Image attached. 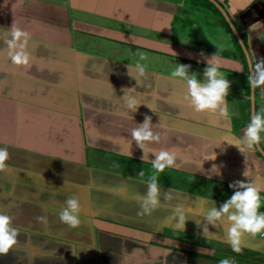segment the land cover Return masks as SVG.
I'll return each mask as SVG.
<instances>
[{
    "label": "crops",
    "instance_id": "1",
    "mask_svg": "<svg viewBox=\"0 0 264 264\" xmlns=\"http://www.w3.org/2000/svg\"><path fill=\"white\" fill-rule=\"evenodd\" d=\"M14 29L30 37L29 66L8 56ZM212 54L231 84L230 118L193 111L186 84L171 77L177 63L199 77ZM252 55L264 59V0H0V148L9 154L0 213L18 233L0 264H264L260 235L245 234L240 253L225 229L208 225L214 235L203 236L211 202L218 208L231 182L264 179V139L254 150L240 143L264 108V86L253 92L246 80ZM127 88L142 102L135 112L122 100ZM145 116L160 135L147 146L177 158L158 175L150 214L141 203L155 155L142 160L130 143ZM73 196L75 228L58 218Z\"/></svg>",
    "mask_w": 264,
    "mask_h": 264
},
{
    "label": "clouds",
    "instance_id": "2",
    "mask_svg": "<svg viewBox=\"0 0 264 264\" xmlns=\"http://www.w3.org/2000/svg\"><path fill=\"white\" fill-rule=\"evenodd\" d=\"M10 39L5 43L8 47V56L16 65L29 66L31 54L27 45L30 37L20 29H14L9 33ZM222 48L223 45L221 44ZM175 56L176 54L172 52ZM144 57L141 56V59ZM248 75L246 77L249 87L255 92L257 88L264 86V59L257 62L254 55L248 57ZM191 66L188 64L177 63L176 68L171 72V77L179 79L186 84L187 90L184 99L188 102L193 111L198 113H210L218 115L221 118H230V112L227 105V96L231 87L230 81L221 71V63L217 56L211 55L206 59L201 75L197 77L195 71H190ZM134 69L138 75H142L144 69L137 65ZM138 82V81H137ZM135 89L127 88L124 91L122 100L125 107L130 112H135L142 102L138 99ZM145 104V103H143ZM152 112L153 107L145 104ZM156 113V112H155ZM130 133V143L135 141L136 145L143 151V159H147L149 153L155 155L151 161L155 170L150 176L147 183V192L142 200L141 209L144 214H150L160 205L158 199V175L165 168L176 166V154L167 149L150 148L147 145L152 142H159L160 135L153 131L151 117L145 116L143 122L137 124ZM264 139V108L260 111L253 110L250 121L243 129V139L240 141L247 149L254 150ZM240 150V149H239ZM241 151V150H240ZM216 157V155H215ZM215 157L207 155L202 157V161L214 160ZM9 154L6 148H0V171L6 168ZM202 168V163L199 165ZM212 171L219 173L216 165H213ZM243 175L247 178L248 173ZM233 189L232 193L217 208L215 202L204 216L203 236L208 238L214 235L209 231L208 225L226 230V243L235 253L242 251L241 238L245 234L253 237L260 235L264 237V179L257 176L255 179L236 180L229 184ZM170 192L164 194L165 199H169ZM62 209L58 212V218L61 223L69 227H78L81 223L82 207L77 197H69L64 201ZM186 217L181 215L177 227L184 229ZM37 220L46 224L47 218L44 216L37 217ZM200 222L197 221V224ZM17 229L13 225L12 218L0 213V254H6L17 243ZM218 264H235L234 260L222 259Z\"/></svg>",
    "mask_w": 264,
    "mask_h": 264
},
{
    "label": "rangeland",
    "instance_id": "3",
    "mask_svg": "<svg viewBox=\"0 0 264 264\" xmlns=\"http://www.w3.org/2000/svg\"><path fill=\"white\" fill-rule=\"evenodd\" d=\"M220 10V9H219ZM241 45V44H240ZM243 49V48H242ZM148 60H151V58H149Z\"/></svg>",
    "mask_w": 264,
    "mask_h": 264
}]
</instances>
